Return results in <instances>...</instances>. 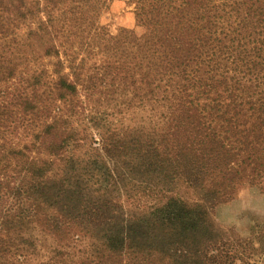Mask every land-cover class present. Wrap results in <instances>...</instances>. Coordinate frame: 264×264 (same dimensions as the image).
Returning a JSON list of instances; mask_svg holds the SVG:
<instances>
[{
  "label": "trees",
  "instance_id": "16d2710c",
  "mask_svg": "<svg viewBox=\"0 0 264 264\" xmlns=\"http://www.w3.org/2000/svg\"><path fill=\"white\" fill-rule=\"evenodd\" d=\"M112 1L0 0V264H215L211 211L264 191V0L117 34Z\"/></svg>",
  "mask_w": 264,
  "mask_h": 264
},
{
  "label": "rangeland",
  "instance_id": "374dc122",
  "mask_svg": "<svg viewBox=\"0 0 264 264\" xmlns=\"http://www.w3.org/2000/svg\"><path fill=\"white\" fill-rule=\"evenodd\" d=\"M100 22L106 32L135 29L134 5L113 0ZM136 31L141 32L136 28ZM134 124L135 120L130 121ZM129 123V121H127ZM211 231L206 235V260L215 264H264V191L244 186L210 213Z\"/></svg>",
  "mask_w": 264,
  "mask_h": 264
}]
</instances>
